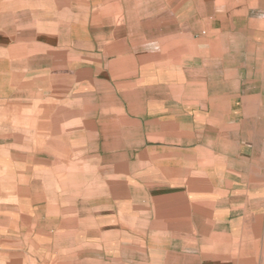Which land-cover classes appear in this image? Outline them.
I'll use <instances>...</instances> for the list:
<instances>
[{
    "label": "rangeland",
    "instance_id": "1",
    "mask_svg": "<svg viewBox=\"0 0 264 264\" xmlns=\"http://www.w3.org/2000/svg\"><path fill=\"white\" fill-rule=\"evenodd\" d=\"M23 1L0 0L30 55L0 107V264H264V0H188L183 44L179 0Z\"/></svg>",
    "mask_w": 264,
    "mask_h": 264
},
{
    "label": "crops",
    "instance_id": "2",
    "mask_svg": "<svg viewBox=\"0 0 264 264\" xmlns=\"http://www.w3.org/2000/svg\"><path fill=\"white\" fill-rule=\"evenodd\" d=\"M43 2L44 0H27V1H23V2H27L26 4H32L33 3H38V2ZM51 5L54 6V4L56 3L54 0H48ZM142 0H128L127 3L130 4V2H132L134 5V10L135 11H139V6L138 4H141ZM221 0H216V2H220ZM146 2L148 3V6H150L151 4H156V2H158V0H146ZM17 4V2H15ZM160 3V2H158ZM188 3V0H179V3L176 4V6L172 9H168V13L171 12V16L179 18L178 16H180L182 19L185 17L184 21H182L181 23H178L177 21H174V25H175V34L173 31V28H168L164 31L165 36L170 37V39H174L175 42H181L183 44V40L187 39L188 36L190 39V37H192L194 34L190 33L187 34L185 30L186 29V20H187V15H189V9L188 8H182L183 6H185ZM120 0L119 3H116V7L117 9L120 7ZM64 6V4H61ZM86 5H88V3H86ZM90 5V4H89ZM88 5V6H89ZM6 7L12 8V4L9 3V5ZM61 8V7H60ZM183 11V12H180ZM90 12V11H89ZM119 12H121L119 10ZM92 13V12H91ZM112 13V11H108L106 12V10H100V13L97 14L96 12L92 13L93 14V19L96 20V23L98 25V27H101L104 22L101 21V19L107 15V18H109V22L108 25L112 26L114 23V17H110V14ZM149 13V11H148ZM12 18L5 16L0 17V107L5 108L6 104L8 105V103H12L13 100H28L29 98V89H28V73H29V49H28V43H29V36L28 34H20L17 32H14V29L12 28V25L10 23L9 20H11ZM118 19L115 18V21H117ZM172 19L169 20V23L171 22ZM117 25V26H116ZM114 31L120 30L121 27H118L119 24H116ZM203 28V27H200ZM27 29V28H26ZM23 30V29H21ZM195 31V30H194ZM181 32V34H180ZM25 33V31H24ZM172 33V34H170ZM195 33V32H194ZM185 35H187V38L185 37ZM196 40V39H195ZM192 40L191 44H197L198 42ZM135 46L138 45V43L134 44ZM189 45V44H188ZM139 46V45H138ZM195 47H200L198 44L195 45ZM157 53V50H156ZM138 55H140V50L137 53ZM157 56H153L151 58V56H149L148 60L145 59H140L139 62L141 64L144 63H148V65H140L139 62H137L136 64H133V68L131 69L132 72H135L136 74L132 75V77L134 78V80L136 81V83H140L141 81H145L146 80V75L142 73V75H140V77H138V73L140 71V67H144L147 69H151L153 65L156 66V61L157 58H155ZM152 64V65H151ZM140 65V67H139ZM151 74V73H150ZM134 81V82H135ZM181 95H179L178 97V101H180ZM5 110V109H4ZM59 134V132H58ZM57 134V135H58ZM54 135V138H56V140H60V136ZM2 146V145H1ZM43 145L42 144H38L37 147L41 148ZM55 148V147H54ZM27 159H29V156H26ZM32 159L37 160L38 162L41 163H45L44 158L39 157V156H32ZM11 163H15L11 157ZM39 164V163H38ZM27 169L24 171H21L22 174H27L29 172V167L28 165H26ZM23 178H27L29 179L30 176L28 175H22ZM9 178H17L15 177H9Z\"/></svg>",
    "mask_w": 264,
    "mask_h": 264
}]
</instances>
